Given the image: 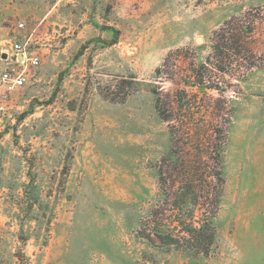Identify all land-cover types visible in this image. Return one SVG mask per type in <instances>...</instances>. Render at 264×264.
Here are the masks:
<instances>
[{
  "label": "rangeland",
  "instance_id": "rangeland-1",
  "mask_svg": "<svg viewBox=\"0 0 264 264\" xmlns=\"http://www.w3.org/2000/svg\"><path fill=\"white\" fill-rule=\"evenodd\" d=\"M12 42L0 264H264V0H0ZM210 219V256L157 239Z\"/></svg>",
  "mask_w": 264,
  "mask_h": 264
},
{
  "label": "trees",
  "instance_id": "trees-1",
  "mask_svg": "<svg viewBox=\"0 0 264 264\" xmlns=\"http://www.w3.org/2000/svg\"><path fill=\"white\" fill-rule=\"evenodd\" d=\"M230 22L231 21H226L225 26L229 25ZM249 32V28H243L242 33L248 34ZM220 38L221 41L226 39V37L223 35ZM211 47L215 51L219 50L220 45H218L214 40ZM132 85V83H129L130 92L134 91ZM130 92L126 94L124 98L130 95ZM180 230V234H182L181 237H176L169 231H166V234L164 235H158L157 239L161 243V247L174 248L191 255H202L205 257L210 256L211 246L215 241V230L212 224V219L198 223L196 226L193 224H187L183 227L182 225ZM141 238H145V240H147L149 243H152V240L149 238V236Z\"/></svg>",
  "mask_w": 264,
  "mask_h": 264
},
{
  "label": "built area",
  "instance_id": "built-area-1",
  "mask_svg": "<svg viewBox=\"0 0 264 264\" xmlns=\"http://www.w3.org/2000/svg\"><path fill=\"white\" fill-rule=\"evenodd\" d=\"M11 54L6 59V67L0 73V86L5 94L23 87L29 79V69L39 65L37 57H28L21 44L10 43Z\"/></svg>",
  "mask_w": 264,
  "mask_h": 264
},
{
  "label": "water",
  "instance_id": "water-1",
  "mask_svg": "<svg viewBox=\"0 0 264 264\" xmlns=\"http://www.w3.org/2000/svg\"><path fill=\"white\" fill-rule=\"evenodd\" d=\"M199 41V40H198ZM5 57V56H4Z\"/></svg>",
  "mask_w": 264,
  "mask_h": 264
}]
</instances>
